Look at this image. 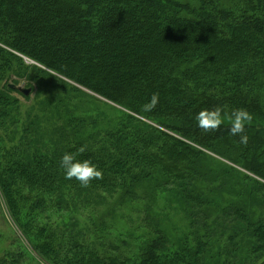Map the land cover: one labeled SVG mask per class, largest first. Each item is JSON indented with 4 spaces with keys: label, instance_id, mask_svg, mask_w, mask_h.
Returning a JSON list of instances; mask_svg holds the SVG:
<instances>
[{
    "label": "trees",
    "instance_id": "16d2710c",
    "mask_svg": "<svg viewBox=\"0 0 264 264\" xmlns=\"http://www.w3.org/2000/svg\"><path fill=\"white\" fill-rule=\"evenodd\" d=\"M33 70L119 110L97 132L69 114L43 149L39 116L22 121L6 79ZM2 81L0 201L16 231L0 232V264H264V0H0ZM217 106L253 115L246 145L227 121L197 126ZM82 146L103 173L88 187L59 165ZM143 186L170 203L118 215ZM174 206L188 231L173 237Z\"/></svg>",
    "mask_w": 264,
    "mask_h": 264
},
{
    "label": "rangeland",
    "instance_id": "374dc122",
    "mask_svg": "<svg viewBox=\"0 0 264 264\" xmlns=\"http://www.w3.org/2000/svg\"><path fill=\"white\" fill-rule=\"evenodd\" d=\"M24 63L31 64V62L28 59H24ZM30 78L29 80H25V78H18L13 77L10 75H7L6 79H9V84H14L16 87H20L21 89L29 90L27 93V96L30 97L29 100H25L23 98V94L15 93L12 94V96L16 97L20 103L18 105L20 106V117L22 121L25 119L28 112L31 111L32 116H39L38 124L36 125V129L39 130L37 134V138L40 140L41 147L43 149L49 148L51 144L56 140L55 138L59 137L58 133V127L63 125V122L68 119L69 114L73 116H79L81 118H84L89 123H94L95 131H100V129H104L106 125L104 123H101L99 121V116L101 113H104L102 116H107L109 118L114 117L115 113L108 109L110 107L118 108L116 105H113L111 102L105 101L103 98L100 99L97 95L85 91V89L79 87L76 84H73L72 82L68 81L67 79H64L63 77H59L55 74H51L52 77L54 75L56 80L61 81L64 85L59 84L56 80L45 79L46 81H42L38 83L39 76L41 75V71H28L26 73ZM25 75V76H26ZM16 81L12 83L11 81ZM43 80V79H42ZM3 81L0 82V90L3 85ZM45 83V85H44ZM59 87V89H57ZM63 87V88H62ZM62 88V89H60ZM71 88L77 89L79 92L71 91ZM37 90V91H36ZM87 90V89H86ZM38 95L35 97V95ZM26 96V97H27ZM33 98V99H32ZM60 99L61 102L57 103V109L55 108V100ZM103 102V103H102ZM105 103V105H104ZM106 103L108 104L106 106ZM55 108V109H54ZM54 109V110H53ZM119 110V108L117 109ZM69 124V123H68ZM89 126V124H88ZM69 129L71 128L70 125H68ZM90 127V126H89ZM68 128L66 131L69 130ZM21 129H17L19 132ZM19 137L21 135L18 134ZM17 136V137H18ZM206 156L215 157L209 152H206ZM218 171V169H216ZM211 177V176H209ZM232 180V179H230ZM229 180V181H230ZM208 183H213L214 185L219 186L220 181L217 179L214 180H205ZM228 181V180H227ZM228 185V184H226ZM232 185V181H230V184L226 187V189L230 190V187ZM151 192V194H149ZM222 191V194L225 195L226 192ZM138 195L140 196L138 200L132 201L127 200L126 203H124L122 206L116 207L117 208V214H121L122 212L126 213L127 211L131 212V216L134 219L137 216L136 209L141 207L144 204L154 205L157 204L159 207H167V204L169 200L165 201L167 195L164 194H157L156 192L151 191V189L145 188L144 186L140 189L138 192ZM230 193L227 194L229 196ZM151 196V197H150ZM140 200V201H139ZM256 207V206H255ZM167 211V210H166ZM173 211V212H171ZM165 212V211H164ZM117 223H122L125 225V222L127 220H123L121 216L117 217ZM136 221V220H135ZM137 223H132V228L137 229L138 227H144L143 222L136 221ZM144 225V226H143ZM168 230L170 231L171 235L174 237L176 235H180L183 232L188 231V221L185 220V218L182 217L181 214H179V209L177 206H174V208L169 209L168 211ZM10 231H16L13 224H11L9 217L7 218L6 213H4V208L2 206V203L0 201V232L6 233Z\"/></svg>",
    "mask_w": 264,
    "mask_h": 264
},
{
    "label": "clouds",
    "instance_id": "9594fccd",
    "mask_svg": "<svg viewBox=\"0 0 264 264\" xmlns=\"http://www.w3.org/2000/svg\"><path fill=\"white\" fill-rule=\"evenodd\" d=\"M159 102V93H153L150 100L142 106V110L150 112L155 109ZM197 126L204 133H211L219 130L220 126L226 121L230 125L229 132L233 136H240L239 143L246 145L248 137L245 134L246 125H251L253 115L245 108L233 109L230 113L223 111L221 107L212 109H202L196 114ZM85 148L82 146L75 153L65 152L59 165L63 170L64 177L67 180H76L82 187H88L92 180L103 178V173L90 160H80L78 155L83 153Z\"/></svg>",
    "mask_w": 264,
    "mask_h": 264
},
{
    "label": "water",
    "instance_id": "95a60500",
    "mask_svg": "<svg viewBox=\"0 0 264 264\" xmlns=\"http://www.w3.org/2000/svg\"><path fill=\"white\" fill-rule=\"evenodd\" d=\"M32 63V62H31ZM33 64V63H32ZM10 87H11V89H17L20 93H22L24 96H27V92L29 91L28 89L27 90H25V89H21L20 87H16L15 85L13 86V85H10ZM85 91H87V92H89L88 90H85ZM89 93H91V92H89ZM96 96V95H95ZM97 97V96H96ZM99 97V96H98ZM100 99H102L101 97H99ZM103 100V99H102Z\"/></svg>",
    "mask_w": 264,
    "mask_h": 264
}]
</instances>
